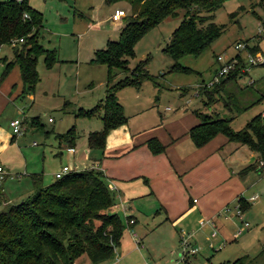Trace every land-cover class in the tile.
Listing matches in <instances>:
<instances>
[{
	"label": "rangeland",
	"instance_id": "rangeland-1",
	"mask_svg": "<svg viewBox=\"0 0 264 264\" xmlns=\"http://www.w3.org/2000/svg\"><path fill=\"white\" fill-rule=\"evenodd\" d=\"M27 3L41 14L42 28L36 43L41 48L53 50L55 58L50 62V66L46 67L43 63V55L36 56L34 70L37 81L31 91L32 102L26 99L16 100L13 103L15 106L4 109L0 116V121L5 122L4 118H12L19 109H22V113L17 115L24 117V127H26L23 137L11 141V144L0 152V163L4 166L0 167L7 169L10 176H14L11 181L8 177L0 180V187L6 195H10L19 187L17 185L19 182L21 187L29 184L32 175H37L40 183L44 185L53 179L52 175L60 166L73 168L71 161L64 158L63 150H60V155L55 152L57 151L55 135L63 133L70 126H73L76 134L74 158L78 161L83 159L81 151L83 146L79 141L82 140L85 132L100 129L101 122L95 117L96 115L90 116L89 119L72 117L71 114L75 110L71 109V105L66 106L65 109L59 108L61 98H66L71 103L81 101L84 103L83 106H88L86 108L96 103V98L102 95L106 68L101 63L82 62V55L86 48H103L105 41L117 39L118 33L113 27L115 22L109 20V14L114 8H121L124 11L125 17L118 18L119 23L123 24L128 14L126 4L121 1L107 4L103 0H27ZM231 12L235 13L229 15ZM180 19L179 12L176 16L163 18L148 29L134 42L133 55L123 64L122 69L112 70L111 81L127 75L136 63L146 59L144 67L151 76V80L139 81L137 86L124 85L118 88L115 91L117 102L122 105L121 108H127L133 102H142L149 97L148 99L154 102L158 101L159 110L167 114L180 106L185 107L186 110L202 112L209 117L213 114L219 117H231L229 125L233 129L242 127L252 115L264 108V99L249 103L244 110L235 112L230 105L229 109L223 105L222 94L220 97L215 94L208 96L201 91L208 90L207 85L215 81L213 76L220 64H229L227 67L229 70L242 62L245 67L235 78V84L241 90L246 86L248 94L241 96L242 93H246L245 90L241 93V90L237 89L238 101L242 98L249 101L256 98L257 93L254 90L258 88L264 93L262 64L264 62V0H224L212 12V21L223 25L222 32L197 55L186 54L178 58L177 63L187 67L190 70L188 72L169 71L171 60L160 51ZM96 22L99 23L92 25ZM237 43L241 44L242 48L234 49L233 46ZM4 45L0 47V56L2 58L4 55L8 61L12 59V51L10 47ZM255 45L257 50L252 49ZM255 54L261 55L263 62L246 64V57L248 55L253 57ZM217 56L220 60H215ZM249 81H253L251 87L247 85ZM127 86L138 89L136 97L130 93L132 89ZM228 88L232 89L231 85H228ZM18 96L23 99L25 91H20ZM32 117H37L38 120L35 129L28 126ZM48 118L51 121L47 122ZM94 127L95 129H91ZM32 141L35 145H32ZM247 150L242 146L233 155L234 161L241 163L242 160L245 161ZM76 166L81 168V163ZM258 173L248 172L247 179L251 180L248 190L257 195V199L249 202L247 210L240 213L243 219L234 213L232 207L225 212L228 214L226 217L221 214L216 219L217 230L214 229L216 235L212 240L216 242L221 236L225 237L218 249L216 243H213V247L207 245L211 237L208 236V232L205 235L204 229L193 231L191 236L184 237L179 232L175 233L173 227L168 224L155 227L154 224H157L155 218L145 213L147 218L138 217L136 223L130 226L136 236L131 237L126 226L122 232L123 248L128 246L133 248L134 245L139 246L141 243L143 245L140 250H128V264L143 262L216 264L245 254L248 256L249 264H264V169ZM25 198L26 196L22 200ZM19 201L21 200L17 202ZM113 210L125 223L124 214L121 213L117 203ZM242 221L247 223L246 227L240 224ZM238 222L242 231L234 234ZM140 230L142 232H139ZM206 236L209 240H205ZM138 239L141 243L137 245ZM182 239L189 245L187 250L196 248L194 257L190 252L182 249L180 244ZM192 241L196 245L192 244ZM139 253L141 256L138 255ZM86 260L87 257L82 254L72 264H86ZM104 262L109 264L107 259ZM117 264L123 263L118 261Z\"/></svg>",
	"mask_w": 264,
	"mask_h": 264
},
{
	"label": "trees",
	"instance_id": "trees-1",
	"mask_svg": "<svg viewBox=\"0 0 264 264\" xmlns=\"http://www.w3.org/2000/svg\"><path fill=\"white\" fill-rule=\"evenodd\" d=\"M103 1L107 4L124 2L128 14L118 30L117 39L107 40L103 48L93 52L90 60L105 65L103 97L93 106L77 108L75 112V116L96 115L99 118L100 129L90 131L86 136L87 146L99 149L103 146L107 131L125 121L115 91L124 85L137 86L139 81L151 80L144 67V59L136 63L127 75L111 81L112 70H121L128 58L132 57L134 42L163 18L176 16L180 12L181 19L160 51L171 60L169 71L188 72L190 70L180 66L177 60L182 55H197L222 32L223 25L212 21V12L224 0ZM41 27L40 12L30 7L27 0H0V44L12 48V59L3 60L0 78L12 65H16L25 92H31L37 81L34 70L36 56L43 55L46 67L55 58L53 50L41 48L36 43ZM18 38H21L20 42L16 41ZM252 49L257 50L256 45ZM243 67L245 64L239 62L226 73L218 75L215 81L207 85L208 90H202L201 93L219 97L222 94L223 105L228 109L230 105L235 112L244 110L249 103L264 99V93L258 88L254 90L256 98L250 101L242 98L238 101L236 91L241 89L236 86L235 78L241 74ZM251 84L253 81L247 85L251 87ZM247 89L245 86L246 93L240 91L241 96L248 94ZM263 109L238 129L229 125L231 117H219L217 114L209 117L193 110L197 121L187 130L188 137L195 146L204 144L216 134L223 135L226 141L235 146L244 145L255 154V158L241 171L250 167L260 172L264 169ZM30 120L38 125L37 117ZM56 136L69 147L74 144L76 134L73 126H70ZM145 144L152 153L161 151L162 145L155 139H147ZM258 161H261L260 166L257 165ZM235 202L241 212L248 208L240 196L236 197ZM114 205L112 191L99 170L87 168L64 172L49 184L35 188L25 199L0 211V264H72L82 254L94 264L111 258L128 219L126 216L123 223L113 210ZM247 263L245 256H239L216 264Z\"/></svg>",
	"mask_w": 264,
	"mask_h": 264
},
{
	"label": "crops",
	"instance_id": "crops-1",
	"mask_svg": "<svg viewBox=\"0 0 264 264\" xmlns=\"http://www.w3.org/2000/svg\"><path fill=\"white\" fill-rule=\"evenodd\" d=\"M116 9L121 8H114L109 14V20L115 22L113 27L118 33L122 23L117 22L119 19L112 20L110 18V15ZM3 45L0 44V47ZM4 46L11 48L7 44ZM96 49L99 48H86L81 58L82 62L92 63L90 60ZM3 60L7 61V57L4 55L2 58L0 56V67L3 65ZM104 84L102 95L95 97L96 102L104 94ZM127 87L133 90H130V93L136 97L138 89L131 86ZM22 88L18 68L16 65H12L6 74L0 78V116L4 109L15 106L13 103L16 100L23 101L26 99L30 103L32 102V95L29 91L25 92L23 99L19 98L18 94L22 91ZM148 98L142 102H133L127 108H121L125 121L107 131L102 148L88 147L86 143L88 132H85L84 137L79 141V144L83 146L81 150L83 159L80 161L74 158L75 140L74 144L68 147L62 140L57 138V134L55 135L57 147L55 152L59 155L60 150L65 152L64 158L71 161L73 166V168H69L63 165L68 170L94 168L102 173L121 213L124 214L125 218L128 216L133 220L132 223L126 226L131 237L136 236V234L130 226L136 223L138 217L144 219L147 218L146 214H151L152 218H155V223H157L154 224L155 227L168 224L173 227L175 233L179 232L180 235L185 233L191 236L193 231L204 229L205 235L208 232V236L211 237L207 245L210 244L213 247V243H216V249H218L225 237L221 236L220 239H216V242H214L212 239L216 234L214 232V235L211 236L210 232L214 229L217 230L216 219L218 216L222 214L223 217H226L222 212L223 207H232L238 196L242 197L248 206L249 202L257 199V195L249 199L250 196L255 194L250 193L248 190L251 180L247 177L249 178L248 172L250 171H254L256 174L259 173L250 167L241 171L242 168L254 160L255 154L247 150L245 161L242 160V163L241 161H234L233 155L244 145L235 146L232 142L226 141L221 134H216L204 144L195 146L187 134L189 127L197 121L193 110H186L185 107L178 106L177 109H172L167 114L163 110H159L158 101L154 102ZM61 100L59 108L62 109L71 105V109L76 112L77 108L88 107L83 106L84 103L81 101L71 103L66 98H61ZM21 110L19 109L13 116L22 119L20 134L14 135L11 133L8 125L10 117L8 119L4 118L5 122L0 121V152L9 146L11 141L24 136L26 132L25 119L23 116L17 115L22 113ZM165 110L170 111L169 109ZM75 112H72V117L84 118L75 116ZM48 119L47 122L51 121ZM28 126L35 129V122L29 120ZM91 129H95V127ZM150 138L155 139L162 145L160 152L152 153L148 149L145 142ZM32 145H35L33 141ZM244 147L246 148V146ZM80 163L81 168L76 166ZM1 165L2 163H0ZM3 170L6 172L3 178L8 177L10 181L14 179V176H10L7 169L4 168ZM52 178L54 179L53 175ZM17 185L19 187L10 195L4 194L0 187V211L21 200L24 196H29L38 186H44L40 183L37 175L31 176L29 184L21 187L19 182ZM200 219L203 220L201 225L198 223ZM240 219H243L242 216ZM204 220H210L211 223L204 222ZM238 227H240L239 222L234 229V233ZM139 232H142V230ZM208 236L205 237V240H209ZM138 241L137 245L141 243L140 239ZM193 241L195 242V240ZM193 241L192 244H194ZM142 248V243L139 246L134 245L133 248L129 246L123 248V238H120L118 245L114 248L113 255L115 257L112 256L107 259L108 263L117 264L120 261L123 264H128V250H140ZM194 253L192 257H194ZM138 255L141 256L140 253ZM241 256H245L248 261L246 254ZM90 263L86 260V264ZM95 264H106V262Z\"/></svg>",
	"mask_w": 264,
	"mask_h": 264
},
{
	"label": "built area",
	"instance_id": "built-area-1",
	"mask_svg": "<svg viewBox=\"0 0 264 264\" xmlns=\"http://www.w3.org/2000/svg\"><path fill=\"white\" fill-rule=\"evenodd\" d=\"M124 15V12L122 9H116L111 15H110V18L113 20V19H118L120 17H122ZM23 16H25V14H23ZM17 42H20L21 41V38H18L16 40ZM234 49H239V48H242V45L241 44H235L233 46ZM215 60H220V57L217 56L215 57ZM263 62V58L261 57V55L259 54H255L253 57L251 56H247L246 57V64H251V63H261ZM229 64H220L217 69H216V72H215V76H213V79L216 80L217 76L220 75V74H224L227 72L228 70V67ZM262 114H264V111L261 112ZM50 120V119H48ZM8 125L10 127V131L12 134L14 135H18L21 133L22 131V127H21V117H14V118H11L9 121H8ZM258 166L261 165V161H258L257 163ZM68 171V168L66 166H62L60 168L59 171L55 172L53 174V177L56 178V177H59L60 175H62L64 172ZM6 175V172L0 167V180L3 179V177ZM256 195H253V196H250L249 199H252L254 198ZM229 207H223L222 209V212L224 214V216H227L228 214H226L225 212L229 211ZM232 210L234 211V213L237 215V216H241V211L238 207V205L235 204L232 206ZM240 218V217H239ZM132 219L130 217H128V219H126V226L130 223H132ZM204 222H207V223H211L210 220H204ZM198 223L201 225L203 223V220H199ZM241 225L243 227H246L247 226V223L245 221H242L241 222ZM241 225L240 227H238V229L236 230V232L234 234H238L242 229H241ZM181 235H183L184 237H189L188 234H184L182 233ZM210 235L213 236L214 235V231H211L210 232ZM181 237V236H180ZM180 240V239H179ZM180 244L182 245V249L185 251V252H190L191 254H193L195 251H196V248H189V250H187L188 248V243L186 240L182 239ZM208 246H211L210 244H208ZM183 258V256H181V259ZM142 264H155V263H152V262H143Z\"/></svg>",
	"mask_w": 264,
	"mask_h": 264
}]
</instances>
